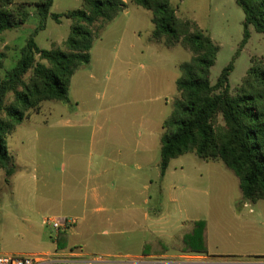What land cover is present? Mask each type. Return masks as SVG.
Here are the masks:
<instances>
[{
	"label": "rangeland",
	"instance_id": "374dc122",
	"mask_svg": "<svg viewBox=\"0 0 264 264\" xmlns=\"http://www.w3.org/2000/svg\"><path fill=\"white\" fill-rule=\"evenodd\" d=\"M41 1L15 0L16 5L31 6L24 26L0 35V53L6 57L3 76L15 67L39 26L36 5ZM125 2L126 11L94 42L90 65L73 76L71 103H42L8 138L6 146L16 155L18 169L9 182L0 171V254H41L79 244L84 255L77 264H247L228 257L244 248L228 237L235 226L229 201L240 193L234 173L221 161L186 154L172 160L161 176L163 123L180 97V65L192 54L180 45L152 43V13ZM171 4L179 18L196 22L219 46L212 83L234 58L232 89L242 85L251 67L264 62V34L253 27L239 51L245 15L234 0ZM82 5V0H54L52 13ZM72 23L48 18L36 43L46 50H65ZM84 200L85 212L78 207ZM55 217L78 224L72 231L57 232L44 224ZM201 220L208 227L204 254L199 245L176 243L188 225ZM252 232L264 240V229ZM252 232L240 243L253 247V256H262L264 241L250 238Z\"/></svg>",
	"mask_w": 264,
	"mask_h": 264
},
{
	"label": "trees",
	"instance_id": "16d2710c",
	"mask_svg": "<svg viewBox=\"0 0 264 264\" xmlns=\"http://www.w3.org/2000/svg\"><path fill=\"white\" fill-rule=\"evenodd\" d=\"M80 9L52 13L54 0L38 3L39 26L21 50V57L5 76L4 53H0V171L5 182L17 173L18 164L6 146L11 133L24 122L27 113L44 102L71 103L70 86L75 73L91 63L94 42L105 27L126 11L125 0H82ZM152 13L154 31L151 42L168 48L180 45L192 54L180 65L177 81L180 97L163 123L161 138V176L167 174L172 160L195 154L204 161H221L240 181L242 199L252 204L264 199V62L248 70L242 85L232 89L233 61L216 83L211 74L219 46L198 24L177 16L171 0H130ZM245 15L241 51L250 39V28L264 34V0H234ZM28 4L0 0V35L25 25ZM51 18L60 24L72 20L64 48L42 49L35 37L46 29ZM12 100L9 102V97ZM177 244L199 245L207 253L208 227L204 220L188 225ZM66 235L65 233H63ZM59 249L63 246L58 242Z\"/></svg>",
	"mask_w": 264,
	"mask_h": 264
},
{
	"label": "crops",
	"instance_id": "0c3cea01",
	"mask_svg": "<svg viewBox=\"0 0 264 264\" xmlns=\"http://www.w3.org/2000/svg\"><path fill=\"white\" fill-rule=\"evenodd\" d=\"M226 177V176H224ZM227 180V177L224 178ZM236 182V181H235ZM238 186H239V195L235 197V200L232 201V199L229 201V213L231 214L232 221L235 223V226L231 228L232 233H228V237L233 236V241L238 245V246H243L244 248H238L234 254H231L233 256H228L232 259V257H235L236 260L234 262H240V259H245L242 260L245 262L247 260V264H264V252L262 256H253L255 255L253 247H248L246 248L243 243H240V240L242 237H247L246 233L247 232H252L254 229H257L258 227L264 229V199L258 201L255 204H252L250 202H245L242 199V191L240 188V181L238 179ZM95 198H98V195H95ZM87 200L83 202V204H79V206H82L83 212H85V206L87 205ZM232 202V205H231ZM149 215L147 214V218ZM78 224V220H76ZM75 225V226H76ZM74 226V227H75ZM73 227V228H74ZM73 228H71L69 231H72ZM211 226L209 224V235L211 237ZM252 237H259L263 240L262 236L258 235L256 232H252L250 238ZM239 241H237V239ZM264 241V240H263ZM57 247V246H56ZM82 247L79 244H72L71 246H68L64 250H59L63 251L64 253L72 256L78 257L77 263H82L81 260L83 258L84 252H82ZM58 250V249H57ZM56 251V250H55ZM54 251V252H55ZM73 251V252H72ZM54 252H47V253H41V254H51ZM82 252V253H81ZM245 253V254H242ZM21 254H37V253H6L3 255H21ZM252 257H257V260H250ZM202 259V258H199ZM239 259V260H238ZM249 260V261H248Z\"/></svg>",
	"mask_w": 264,
	"mask_h": 264
},
{
	"label": "built area",
	"instance_id": "2783aa9c",
	"mask_svg": "<svg viewBox=\"0 0 264 264\" xmlns=\"http://www.w3.org/2000/svg\"><path fill=\"white\" fill-rule=\"evenodd\" d=\"M77 221L68 217H55L45 219L44 224L51 230L68 231L76 225ZM73 252V251H72ZM78 257L68 255L56 250L51 254H0V264H76Z\"/></svg>",
	"mask_w": 264,
	"mask_h": 264
}]
</instances>
